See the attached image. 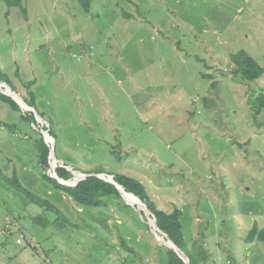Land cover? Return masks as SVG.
Returning <instances> with one entry per match:
<instances>
[{
	"label": "rangeland",
	"instance_id": "rangeland-1",
	"mask_svg": "<svg viewBox=\"0 0 264 264\" xmlns=\"http://www.w3.org/2000/svg\"><path fill=\"white\" fill-rule=\"evenodd\" d=\"M88 1L25 0L23 15L0 0V69L21 98L30 83L42 117L0 101V174L28 192L0 178V264H163L167 252L124 198L81 207L43 179L41 131L53 168L126 176L155 209H178L193 264H264V242L245 240L264 229V74L241 81L231 62L242 51L264 69V0Z\"/></svg>",
	"mask_w": 264,
	"mask_h": 264
},
{
	"label": "trees",
	"instance_id": "trees-1",
	"mask_svg": "<svg viewBox=\"0 0 264 264\" xmlns=\"http://www.w3.org/2000/svg\"><path fill=\"white\" fill-rule=\"evenodd\" d=\"M24 1L25 0H5V4L7 8H19L21 10V13L25 15V9L23 8ZM78 1L80 2L84 11L88 12L89 1L86 3H83L82 0H78ZM231 62L235 66L234 75L237 76L241 81H254L264 74V69L260 68L255 63L254 60H252L246 53L242 51L232 55ZM203 77L210 78L208 75H203ZM0 82L7 84L12 91L16 92L15 88L10 85L8 79L2 73L1 69H0ZM25 86L27 87L28 90V99L25 98L22 99L29 107L33 108L34 95L32 92H29L30 83H28V85ZM213 86H215L214 82L211 84V87ZM0 101L9 105L14 111H20L17 104L9 96L0 93ZM263 105H264V100L260 103V106ZM24 119L32 123L33 125H36L32 113L26 112L24 114ZM38 136L39 137L36 142L35 148L38 155L39 165L43 171L42 178L45 179L47 182H49L55 190L61 191L62 193L66 194L75 204L81 207L99 208L105 206L104 199L106 198L113 197L115 199H121L118 191L112 184L104 182L103 180L93 176L88 177L85 180L77 183L74 187L59 185L56 180L51 179L47 174V170L49 169L48 157H49L50 148L45 144L42 136L40 134ZM55 173L56 176L61 180L69 181L73 179L71 173L66 171L64 168L56 167ZM78 175L81 174L74 173V178ZM0 178L4 182H8V183L11 182L17 191L23 192L24 194H28V192L19 185L16 177H14L10 182L4 176H1V174H0ZM109 179L113 180L115 183L121 186L126 193L132 194L141 203L145 204L147 209L154 216L156 226L159 229V231L162 234L167 235L168 239L171 240L173 244L177 246V248H179L184 253L185 242L181 230V221H180L181 212L178 209H174L170 213H165L163 211L155 209L152 206V204L148 201L145 189L142 187L140 183H138L132 178L126 176H117L112 179L111 178ZM35 202L41 205H45L44 207H46L48 210L58 212L50 204H45L44 202H41L39 199H35ZM140 215L145 216L143 212H140ZM245 240L246 242H251L253 240L264 242V229L257 230L255 226H253V228L249 231ZM166 249L167 252L165 258L162 261L163 264H184L183 261L171 248L166 247ZM189 264H193L190 259H189Z\"/></svg>",
	"mask_w": 264,
	"mask_h": 264
},
{
	"label": "water",
	"instance_id": "water-1",
	"mask_svg": "<svg viewBox=\"0 0 264 264\" xmlns=\"http://www.w3.org/2000/svg\"><path fill=\"white\" fill-rule=\"evenodd\" d=\"M0 83H1V82H0ZM1 84H2L6 89H8V91L12 94V96L9 95V94H7V93H5V92L2 91V90H0V93L4 94V95H6V96H9V97H10V98H11V99L17 104L18 108H19L21 111L32 113V115H33V117H34V120H35V123H36L37 125L40 124V121H39V120H41V118H40V116L34 111V109L31 108V107H29V106L23 101V99H22L20 96H18L14 91L11 90V88H10L7 84H5V83H1ZM13 95H14V97H17V99H19V101H21V102L23 103V105H25V107L27 108V110H23V109H22L20 102H18V100H16V99L13 97ZM40 134H41V136H42V138H43L45 144H46L47 146H49V148H50L49 157H48V159H49V171H50V172H54L52 175H49L50 178L56 180V181L58 182L59 185L68 186V187H74L77 183H79V182L85 180V179L88 178V177H91V175L81 174V175L83 176V178L80 179L78 182H76L74 185H72V184H71V185H70V184H67L68 181H64V180L59 179V178L56 176L55 169H54V168H56V166H55L54 168L51 166V159L54 158V154H53V145H52L51 142L48 141V139H47V138L50 137V136L48 135V132H47V131H41ZM50 138H51V137H50ZM55 160H56V159H55ZM56 162H57V160H56ZM74 173H75L74 171L71 172V174H72V178H74ZM96 178L101 179V180H103L104 182H107V183H109V184H112V185L116 188V190L118 191L120 197H122L120 189H121V190H124V189H123L121 186H119L117 183H115L113 180H108V179H107L105 176H103V175H97ZM128 194H130V193H128ZM130 195H132V194H130ZM132 196H133V195H132ZM133 197H135V196H133ZM122 198H123V197H122ZM135 198H136V197H135ZM136 199H137V198H136ZM137 200H138V199H137ZM138 202H140V201L138 200ZM140 203H141V202H140ZM141 204L143 205L144 208H143V209H140V210H141V212H143V213L145 214L146 217H148V219H149V227L151 228V231H152L153 235H154L156 238H157V235H159V236H161V238L165 239L166 241H165L164 243H162V244H163L165 247L171 248V249H172V250L178 255V257L183 261L184 264H189V260H188L187 256H186V255H185V254H184L179 248H177V246H175L171 240L168 239L167 235L162 234V233L159 231V229H158L157 226H156V222H155V218H154V216H153V215L151 214V212L147 209V207H146L145 204H143V203H141ZM136 208L139 209L138 206H136Z\"/></svg>",
	"mask_w": 264,
	"mask_h": 264
},
{
	"label": "bare ground",
	"instance_id": "bare-ground-1",
	"mask_svg": "<svg viewBox=\"0 0 264 264\" xmlns=\"http://www.w3.org/2000/svg\"><path fill=\"white\" fill-rule=\"evenodd\" d=\"M0 90H5V92L7 93V94H9V95H11L12 96V94L8 91V89H6L1 83H0ZM13 97H14V95H13ZM16 100H18V102H20V104H21V107H22V109L23 110H27V108L25 107V105H23V103L21 102V101H19V99H17V97H14ZM48 139V141H52V139L50 138V137H48L47 138ZM52 143V142H51ZM53 160H54V158H53ZM52 164H54V162H52ZM53 166V165H52ZM83 178V177H82ZM81 178V179H82ZM74 179V178H73ZM80 180V179H79ZM79 180H76V181H73V184L72 185H74L76 182H78ZM70 181V180H69ZM68 181V182H69ZM68 184V183H67ZM71 185V184H70ZM120 191H121V195H122V197L124 198V200L125 201H127V202H129V203H131V204H133V205H135V206H138V208H139V210L140 209H143L144 207H143V205L140 203V202H138V200L135 198V197H133L132 195H130V194H128V193H126L124 190H121L120 189ZM161 237V236H160ZM159 238V237H158ZM163 241H166L165 239H163V238H161Z\"/></svg>",
	"mask_w": 264,
	"mask_h": 264
},
{
	"label": "built area",
	"instance_id": "built-area-1",
	"mask_svg": "<svg viewBox=\"0 0 264 264\" xmlns=\"http://www.w3.org/2000/svg\"><path fill=\"white\" fill-rule=\"evenodd\" d=\"M22 238H23V236L20 235V236H19V239L17 240V242L20 243Z\"/></svg>",
	"mask_w": 264,
	"mask_h": 264
}]
</instances>
